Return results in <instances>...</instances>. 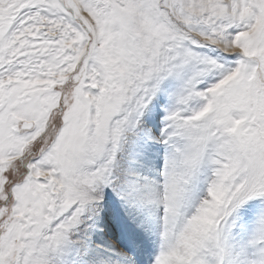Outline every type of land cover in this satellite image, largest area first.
Segmentation results:
<instances>
[{"label":"snow or ice","instance_id":"obj_1","mask_svg":"<svg viewBox=\"0 0 264 264\" xmlns=\"http://www.w3.org/2000/svg\"><path fill=\"white\" fill-rule=\"evenodd\" d=\"M0 264H264V0H0Z\"/></svg>","mask_w":264,"mask_h":264}]
</instances>
